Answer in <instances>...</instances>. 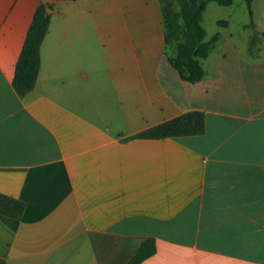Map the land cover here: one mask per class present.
<instances>
[{"label": "crops", "instance_id": "obj_1", "mask_svg": "<svg viewBox=\"0 0 264 264\" xmlns=\"http://www.w3.org/2000/svg\"><path fill=\"white\" fill-rule=\"evenodd\" d=\"M243 1L188 82L159 0H0V194L24 204L0 214V264H127L145 238L140 264H264V0L252 16ZM40 4L50 22L20 95ZM190 111L204 133L137 136Z\"/></svg>", "mask_w": 264, "mask_h": 264}, {"label": "trees", "instance_id": "obj_2", "mask_svg": "<svg viewBox=\"0 0 264 264\" xmlns=\"http://www.w3.org/2000/svg\"><path fill=\"white\" fill-rule=\"evenodd\" d=\"M209 1L221 6L232 4L233 0H159L164 24L165 51L170 65L183 80L197 82L204 70L199 60L208 56L217 36L205 41L206 32L202 26V13ZM250 16L251 1L245 0ZM45 5H38L28 27L19 57L15 63L13 86L20 95L29 91L36 80L40 65V46L48 31L50 15ZM219 24H226L220 21ZM247 26L254 27L251 21ZM251 42L250 52H253ZM205 131L204 113L190 111L140 132L142 138H164L200 135ZM24 204L0 194V214L18 218ZM156 252L155 240L145 238L127 264H140Z\"/></svg>", "mask_w": 264, "mask_h": 264}, {"label": "rangeland", "instance_id": "obj_3", "mask_svg": "<svg viewBox=\"0 0 264 264\" xmlns=\"http://www.w3.org/2000/svg\"><path fill=\"white\" fill-rule=\"evenodd\" d=\"M245 12L246 5L243 0H233L231 6H221L215 1H210L203 12L202 26L206 34L211 35L219 29L217 20L227 19L229 14H233L231 28L235 31L239 29L238 24Z\"/></svg>", "mask_w": 264, "mask_h": 264}, {"label": "water", "instance_id": "obj_4", "mask_svg": "<svg viewBox=\"0 0 264 264\" xmlns=\"http://www.w3.org/2000/svg\"><path fill=\"white\" fill-rule=\"evenodd\" d=\"M45 9H46V12L47 13H50L51 12V8L50 7L47 6Z\"/></svg>", "mask_w": 264, "mask_h": 264}]
</instances>
